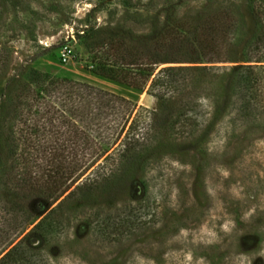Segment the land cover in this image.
Listing matches in <instances>:
<instances>
[{
    "label": "rangeland",
    "instance_id": "rangeland-1",
    "mask_svg": "<svg viewBox=\"0 0 264 264\" xmlns=\"http://www.w3.org/2000/svg\"><path fill=\"white\" fill-rule=\"evenodd\" d=\"M226 2L234 3L240 28L250 35L254 16L248 0H5L0 111L15 84L9 77L29 55L35 75L85 82L124 101L104 107L99 119L87 114L86 121L74 122L60 103L62 85L21 75L49 92L34 102L33 114L24 101L10 100L8 116L0 121V134H8L16 149L0 154V258L24 237L23 247L33 252V227L54 208L39 264H264V112L253 130L232 133L216 125L199 143L185 134L158 143L162 112L148 90L150 80L138 90L93 71L94 56L105 55L113 27L147 33L166 14L195 16ZM90 28L99 29L100 47L88 51L81 34ZM221 50L223 57L225 45ZM238 64L164 63L153 74L169 66H213L215 72ZM181 75L174 77L181 82ZM208 104L198 102V123L209 119ZM175 108L176 103L172 113ZM64 141L70 147L63 161ZM30 143L37 145L32 158L20 156L32 151ZM1 144L9 145L0 139L1 151ZM57 163L70 174L66 182L48 172ZM18 190L25 197L15 210Z\"/></svg>",
    "mask_w": 264,
    "mask_h": 264
},
{
    "label": "trees",
    "instance_id": "trees-1",
    "mask_svg": "<svg viewBox=\"0 0 264 264\" xmlns=\"http://www.w3.org/2000/svg\"><path fill=\"white\" fill-rule=\"evenodd\" d=\"M248 2L254 16V29L250 35L242 32L243 27L240 28L242 17L232 2H226L220 9L195 16L166 14L161 24L147 33L119 31L113 27L107 35L105 55L101 53L99 56H94L96 61L93 71L102 77L138 90L143 89L150 80L148 90L159 101V109L162 112L163 121L157 131L160 136L157 138L158 143L164 141L163 138H174L179 134H185L187 139L191 138L199 143V138H202L203 134H209L216 125L226 131L231 129L232 133L253 130L259 126V123L258 125L256 123L261 121L260 116L264 112V0H248ZM4 4L5 0H0V18L4 12ZM98 32V28H90L81 34L82 42L88 51L100 47ZM222 45H225L223 57H221ZM32 57L29 55L24 59L16 68L17 71L9 77V82L15 84L9 93H6L5 98H2L0 111L2 122L8 116L10 100L15 99L18 104L24 101L28 111L33 114L38 109L32 111L34 102L49 92V88L39 87V82H35V85L20 80L21 75L24 74L31 80L42 78L47 79V83L51 82L52 85L54 83L62 85L59 92L62 97L60 103L65 104L64 109L74 122L77 117L86 121L87 114L93 116V119H99L104 107L108 108L107 106L111 104L112 108H117L115 103L124 101L119 95L85 82L65 77L52 79L47 74L35 75L28 63ZM203 61L206 63L240 61L242 64L215 68L217 69L215 72L213 66L209 68L169 66L162 67L153 74L159 64ZM181 72L185 80L180 82L174 76L180 75ZM178 82L180 83L176 85ZM199 101L209 103L211 106L210 111H207L210 113L207 122L198 123L199 113L196 109ZM175 103L176 108L172 113L171 109ZM95 106L99 108L95 109ZM167 109L169 111L165 113ZM92 110H96L94 114ZM108 126L107 129L112 128V125ZM197 127L205 133L196 130ZM2 128L0 125V131L4 130ZM0 135H3L0 139L7 140L9 144V135L3 132ZM104 144L106 146V143ZM59 146L64 161L70 143L64 141ZM1 147L0 154L16 152L15 146L10 144L8 146L1 144ZM30 148L31 152L24 150L25 152H20L19 155L32 158L37 145L31 144ZM48 172L62 178L63 182H66L70 176L63 163L60 165L57 163ZM19 192L21 190H18L13 200L15 210L21 209L20 201L25 197ZM54 198L51 199L50 204ZM54 211V208H51L49 213L34 225L33 231L38 243L34 245L33 252L28 254L29 246L27 249L23 247V241L26 240L24 237L0 258V264H39L38 256L50 234Z\"/></svg>",
    "mask_w": 264,
    "mask_h": 264
}]
</instances>
